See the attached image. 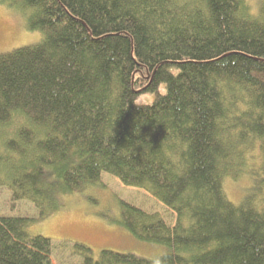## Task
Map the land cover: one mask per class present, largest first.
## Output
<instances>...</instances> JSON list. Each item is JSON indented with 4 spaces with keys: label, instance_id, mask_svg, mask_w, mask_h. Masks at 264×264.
Wrapping results in <instances>:
<instances>
[{
    "label": "trees",
    "instance_id": "16d2710c",
    "mask_svg": "<svg viewBox=\"0 0 264 264\" xmlns=\"http://www.w3.org/2000/svg\"><path fill=\"white\" fill-rule=\"evenodd\" d=\"M0 3L42 35L0 54V187L38 213L0 216V264H52L30 223L103 173L175 222L119 202V224L162 253L75 243L81 264H264V0Z\"/></svg>",
    "mask_w": 264,
    "mask_h": 264
},
{
    "label": "rangeland",
    "instance_id": "374dc122",
    "mask_svg": "<svg viewBox=\"0 0 264 264\" xmlns=\"http://www.w3.org/2000/svg\"><path fill=\"white\" fill-rule=\"evenodd\" d=\"M248 1L253 7L252 12L257 13L259 0ZM41 38L40 32L26 28L23 16L0 3V54L36 45ZM254 159L258 160L256 157ZM240 174L224 181L227 197L233 202L242 197L250 179L248 173ZM59 200L61 205L56 212L34 220L28 228L32 235H41L51 240L52 264H81V258L70 252V247L75 243L90 247L94 258H98L103 249L130 252L147 259H154L161 254L162 246L137 239L119 224V202L131 204L148 213H159L169 226L175 222V214L146 191L124 186L107 173L101 175L99 184L61 196ZM3 215L37 218L38 213L25 200L17 202L12 208L10 193L0 187V216Z\"/></svg>",
    "mask_w": 264,
    "mask_h": 264
}]
</instances>
